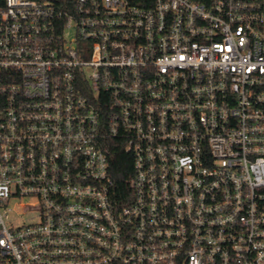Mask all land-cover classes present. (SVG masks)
<instances>
[{
  "label": "built area",
  "instance_id": "2783aa9c",
  "mask_svg": "<svg viewBox=\"0 0 264 264\" xmlns=\"http://www.w3.org/2000/svg\"><path fill=\"white\" fill-rule=\"evenodd\" d=\"M0 264H264V0H0Z\"/></svg>",
  "mask_w": 264,
  "mask_h": 264
},
{
  "label": "trees",
  "instance_id": "16d2710c",
  "mask_svg": "<svg viewBox=\"0 0 264 264\" xmlns=\"http://www.w3.org/2000/svg\"><path fill=\"white\" fill-rule=\"evenodd\" d=\"M110 175L114 182L117 198L126 200L129 192V180L132 175V156L128 154L120 143L110 149Z\"/></svg>",
  "mask_w": 264,
  "mask_h": 264
},
{
  "label": "rangeland",
  "instance_id": "374dc122",
  "mask_svg": "<svg viewBox=\"0 0 264 264\" xmlns=\"http://www.w3.org/2000/svg\"><path fill=\"white\" fill-rule=\"evenodd\" d=\"M22 202H24V201H22ZM15 212H17L18 214H21V209H20L18 206H16V207H15ZM21 216H22V218H24V219L27 218V214H26V213L23 214V215H21Z\"/></svg>",
  "mask_w": 264,
  "mask_h": 264
}]
</instances>
